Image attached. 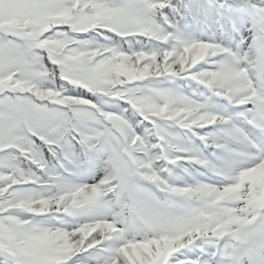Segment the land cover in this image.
Instances as JSON below:
<instances>
[{
	"label": "snow or ice",
	"instance_id": "1",
	"mask_svg": "<svg viewBox=\"0 0 264 264\" xmlns=\"http://www.w3.org/2000/svg\"><path fill=\"white\" fill-rule=\"evenodd\" d=\"M0 264H264V0H0Z\"/></svg>",
	"mask_w": 264,
	"mask_h": 264
}]
</instances>
